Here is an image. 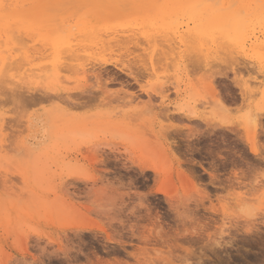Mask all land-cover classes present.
<instances>
[{
    "label": "rangeland",
    "instance_id": "1",
    "mask_svg": "<svg viewBox=\"0 0 264 264\" xmlns=\"http://www.w3.org/2000/svg\"><path fill=\"white\" fill-rule=\"evenodd\" d=\"M177 1L25 0L0 20L31 56L0 77V264H264V9L227 0L233 43L202 53L175 36ZM86 25L65 59L56 43ZM102 25L128 33L96 47Z\"/></svg>",
    "mask_w": 264,
    "mask_h": 264
},
{
    "label": "bare ground",
    "instance_id": "2",
    "mask_svg": "<svg viewBox=\"0 0 264 264\" xmlns=\"http://www.w3.org/2000/svg\"><path fill=\"white\" fill-rule=\"evenodd\" d=\"M44 1H48L47 3H49V0H42V1H40V0H38V1H34L33 0V3H35L36 2V4L37 5H41V4H44L43 2ZM51 1V0H50ZM171 1V3H172V6H174L173 7V9H175V7H178V1L176 2L177 3V5L175 6V3H173L172 2V0H170ZM184 1V0H183ZM231 1V0H230ZM260 1V3H259V5H258V8L259 9H264V0H259ZM46 3V2H45ZM232 3V2H231ZM26 4V2H25V0H0V20H2V19H4L6 16H9V12L10 11H13V10H15V8H23L24 7V5ZM36 4H34V6L36 5ZM170 4V3H169ZM181 4H184V6H186L187 5V7L185 8V13H183L182 12V7H183V5H182V7L180 8V10H181V13H183V14H185V16H189L190 18H191V20L190 21H188L189 19L187 18V21H188V23H187V25H186V27H187V30L186 29H184V30H186V32H183V33H180V35L178 36V34L177 35H175V36H177V37H180V38H183L184 40H185V42H187L188 40H189V42H194V41H196V42H199L200 43V49L202 50L201 52L202 53H204L205 52V50L206 51H208V52H210L211 51V47H210V44H212V45H214V44H216V42H217V40H220V39H224L225 41H227L228 43H233V40H232V38H233V35H235V33H234V30L236 29V24H237V22H238V19L236 20V16H235V9H234V7L232 6V5H229L228 4V2H227V0H195V2L193 3V2H191V0H189V2L187 3V4H185V2L183 3V2H181L180 1V4L179 5H181ZM171 5V4H170ZM32 8V7H31ZM170 9H171V6H170ZM36 10V9H35ZM176 10V9H175ZM174 10V11H175ZM16 11V10H15ZM168 12V11H167ZM25 13V12H24ZM181 13H180V17H181ZM172 19V18H171ZM183 19H184V17H183ZM186 20V19H185ZM10 21V20H9ZM85 21V20H84ZM190 22V23H189ZM81 23V22H80ZM82 23L84 24V22L82 21ZM172 23H173V20H172ZM3 24V23H2ZM82 24V25H83ZM156 24V23H155ZM174 24V23H173ZM177 24H178V26L179 25H182V24H179L178 22H177ZM191 24H193V26H190ZM11 25V26H10ZM8 24V23H6V24H3V25H1L2 27H1V35H0V43L1 42H3L2 40V37L4 38L5 36L7 37V39H6V37L4 38L5 40H6V42H8V43H5L6 45H4V44H2V46H4V47H6V46H8V47H12L13 46V44L14 43H16V42H18V43H16L17 44V47H16V45L15 46H13L12 48H10V49H7L8 51L6 52L5 50V53L6 54H2V50L0 51V77H6V76H8L9 74L8 73H10L12 70H14V68L15 69H19V68H21V67H23V65H24V61H26V62H28L29 61V64H30V58H31V56L30 57H28L27 56V53L29 52H26V51H22L23 49H28L29 47H25L24 48V46H22V44H21V38H23V36H22V34H23V32L22 31H20V33H21V38H20V36H17V34H16V32H13L12 33V30L11 29H14V28H12V24ZM19 26H20V24H18ZM82 25H81V27H82ZM153 25V27H157V26H155L154 24H152ZM14 26V25H13ZM102 26H104V25H102ZM102 26H101V28H102ZM151 26V25H150ZM172 25H171V22H168V18H164L163 19V24H162V26H160L161 27V32L163 31L164 32V34L167 36V38L170 36L169 35V33H170V31H171V29H174V28H172L171 27ZM177 26V25H176ZM183 26V25H182ZM114 27V29H115V31L117 32V33H119V32H121V30L123 29H125L124 27H121L120 26V30H116L117 28H115V26H113ZM118 27H119V25H118ZM152 27V28H153ZM175 27V26H174ZM34 28V27H33ZM90 28V26H88L87 27V25L86 26H83V28L81 29V30H79V31H77V34H73V33H71V31H68V32H65V34L64 35H62L61 37H60V39H59V42H57L56 44H57V47H55V50H58V49H60V53L61 54H64V53H66V56H68V57H66V56H64L65 57V59H67V58H69V59H71L70 57H74L75 55H76V53H78L77 51L79 50L80 52L81 51H83V49L81 48L82 47V45H79V42L77 43L78 45L77 46H75V45H73V41H74V39H75V41L77 42V41H79V40H76L77 38H81V37H83L84 35H86V36H91V35H94V32L95 31H93L92 29L90 30L89 29ZM104 28L105 29H103V31L100 29L98 32L99 33H97V35L98 34H100L101 35V37L98 35V37H100V40H102L103 42H101V41H97V42H94V44H97V46L96 47H98V44H99V42L100 43H108V38L110 37V35L112 34L113 35V33L111 32V30L113 31V29H109V27H108V30H107V27H106V25L104 26ZM122 28V29H121ZM127 28V27H126ZM138 28V27H137ZM185 28V27H184ZM135 29V28H134ZM178 28L176 27V29H174L173 31L174 32H176L175 30H177ZM106 30H107V33H106ZM127 29H125V33L124 34H127L128 33V30L126 31ZM139 29H137L136 31H134V32H137ZM146 30V29H145ZM153 30L156 32V28L154 29H152V31H150L149 30V32H153ZM179 30V29H178ZM183 30V31H184ZM101 31V32H100ZM140 32L142 31V29L141 30H139ZM181 31V30H180ZM104 32H105V34H104ZM108 32H109V34H108ZM111 32V33H110ZM114 32V31H113ZM116 32H114V35H115V38L116 39H113L114 38V36H112L111 35V39L112 40H110L109 39V42L110 43H112L114 40H115V42L117 41V39H118V37H116ZM127 32V33H126ZM140 32H137V33H140ZM178 32V31H177ZM3 33V34H2ZM14 34V35H12V36H9V34ZM102 33V34H101ZM123 33V32H122ZM121 33V34H122ZM145 33V32H144ZM146 33L148 34V32H147V30H146ZM104 34V38L102 37V35ZM108 35V37H107V35ZM120 34V35H121ZM153 34H154V32H153ZM157 34V33H156ZM162 34V33H161ZM160 34V35H161ZM142 35H144V34H142ZM141 35V36H142ZM146 35V34H145ZM169 35V36H168ZM26 36V35H25ZM33 37H34V35H32ZM136 36H138V35H136ZM152 36V35H151ZM17 37V38H16ZM91 37H94V36H91ZM164 37V36H163ZM25 38V37H24ZM89 38V37H88ZM107 38V39H106ZM146 38V37H145ZM153 38V37H152ZM152 38H149L148 36H147V40H149V41H147L148 43H150V41L152 40ZM156 38V39H155ZM160 37H154L153 39L154 40H152L151 41V43L150 44H152V46H154V43H157V45H158V39H159ZM180 38L179 39H177V41H179V43L181 42L180 41ZM12 39V40H14V41H11V43L9 42L10 40ZM20 41H19V40ZM26 39V38H25ZM32 39V38H31ZM93 39H96V35H95V37L93 38ZM161 39V38H160ZM163 39H166V37L165 38H162L161 40H163ZM4 40V41H5ZM106 40V41H105ZM118 40H120V39H118ZM170 40V39H169ZM183 40V41H184ZM28 41H29V39H28ZM28 41H27V43H28ZM156 41V42H155ZM165 41H167V42H169L170 43V41H168V40H165ZM12 42H13V44H12ZM48 42H50V41H48ZM56 42V41H55ZM115 42H113V43H115ZM118 42V41H117ZM152 42H154V43H152ZM4 43V42H3ZM23 44H24V42H22ZM81 43V42H80ZM82 43H84V42H82ZM81 43V44H82ZM110 43H108V45L110 44ZM112 43V44H113ZM119 43V42H118ZM0 44V45H1ZM9 44H11L10 46H9ZM20 44V45H19ZM49 44H51V43H49ZM183 44V43H182ZM181 43H180V45H182ZM85 45H87V44H85ZM104 45V44H103ZM180 45H178V46H180ZM184 45V44H183ZM22 47V49H21V47ZM78 46H81V47H79V49L77 50V48H78ZM91 46V45H90ZM93 46H95V45H93ZM107 46V45H106ZM110 46V45H109ZM207 46H209V48L207 47ZM4 47H3V49H4ZM15 47V48H14ZM52 47V46H51ZM77 47V48H76ZM87 47V46H86ZM156 47H158V46H156ZM183 47H185V46H183ZM183 47H181V48H183ZM14 48V49H13ZM17 48V49H16ZM20 48V49H19ZM212 48H213V46H212ZM12 49H13V52H15V54L13 55V52H12ZM15 50V51H14ZM16 50L18 51V53L20 54L19 56H17V58L19 57V59H17L16 58V54H17V52H16ZM20 50V51H19ZM30 50V49H29ZM204 50V51H203ZM187 51V50H186ZM215 51V50H214ZM213 51V52H214ZM30 53H32V52H30ZM218 53V52H217ZM216 52L214 53L215 55L217 54ZM60 54V55H61ZM75 54V55H74ZM79 54V53H78ZM78 54H77V56H78ZM18 55V54H17ZM213 55V54H212ZM217 55H220V51H219V54H217ZM62 58H63V55L61 56ZM79 57V56H78ZM204 57H205V59L206 60H208L209 59V56H208V54H206V55H204ZM213 57V56H212ZM218 57V56H217ZM20 58H22L21 60H24V61H20ZM62 58H60L59 57V59H61V60H63ZM215 58V57H214ZM72 59H74V58H72ZM17 60H18V62L20 61V63L21 64H19V63H17L18 65H16V62H17ZM60 60H57L56 62H55V64H53V71H52V74H56V72H57V68H58V62H59ZM63 61H61L60 63H62ZM28 64V63H27ZM32 64V63H31ZM239 65V64H238ZM15 66H17V67H15ZM21 66V67H20ZM24 66H27V65H24ZM29 66V65H28ZM28 66H27V68H28ZM60 66V65H59ZM246 66V65H245ZM19 67V68H18ZM31 67V65L29 66V68ZM239 67H241V65L239 66ZM238 66L235 68V69H239V70H237V71H240V68H239ZM242 67H244V66H242ZM60 68V67H59ZM22 69V68H21ZM242 70V69H241ZM28 72H32V69H30V71H29V69L27 70ZM27 71H26V73L25 74H27ZM60 71V70H59ZM238 73V72H237ZM237 73H235V75L237 74ZM5 75V76H4ZM28 77H30V75L28 76ZM35 77V76H34ZM31 78H32V76H31ZM36 78V77H35ZM35 97H36V95H34ZM40 96V95H39ZM38 96V97H39ZM43 96V95H42ZM39 97V98H43L44 100H45V98L47 99L48 97L46 96L45 97V95L43 96V97ZM38 98V99H39ZM32 99V98H31ZM35 99V98H34ZM30 99H25V101H28L29 103H30V101H29ZM32 101V100H31ZM34 101V100H33ZM38 102V100H37V98L35 99V102ZM40 101V100H39ZM32 103V102H31ZM259 121H257V120H252V121H250V125L253 127V130H255V132L253 133V135H254V138L252 137V138H250V141L251 140H253L252 141V143L253 144H251V150H252V153L254 154V155H256L257 157L260 155L261 156V154L259 153V150L257 149V144L259 143H257V139H258V136L256 135L257 133H259L258 135H260V132H262V129H263V125H262V123H261V121H260V123H258ZM30 129H32V126L30 127ZM260 130V132H258ZM34 132V131H33ZM257 132V133H256ZM38 133V132H37ZM264 132H262L261 133V135L263 134ZM44 135H43V137L47 134H45V132L43 133ZM48 134H51L52 135V133H50V131L48 132ZM48 134H47V136H48ZM49 136V137H51V139H53L52 137H54V139L55 140H57V136L55 137V136ZM257 136V137H256ZM41 137V136H40ZM43 137H42V139H43ZM46 137V136H45ZM39 138V137H38ZM48 138V137H47ZM41 139V140H42ZM44 139H46V138H44ZM43 139V140H44ZM53 139V140H54ZM38 140V139H37ZM46 140H48V139H46ZM54 140V141H55ZM52 141V140H51ZM51 141H48V142H51ZM256 141V142H255ZM255 143H256V145H255ZM42 145H44V144H42ZM261 174H262V176L264 177V173L263 172H261ZM260 174V175H261ZM261 176V177H262ZM260 177V176H259ZM259 177H257V178H259ZM256 178V179H257ZM255 179V180H256ZM259 180H261V178L259 179ZM258 180V181H259ZM257 181V180H256ZM259 183H260V181H259ZM258 184V183H257ZM262 184V183H261ZM264 185V184H263ZM28 187L29 188H31L32 190H34V186L32 185V184H29L28 185ZM258 187V186H257ZM261 187H264V186H261ZM28 188V189H29ZM242 188V187H241ZM261 193H263V192H261ZM261 195V194H260ZM258 199V198H257ZM256 201V200H255ZM249 201H247L246 200V202H245V200L244 201H240V206L239 207H241L242 208V206L244 207V206H246V205H248L249 203H251V202H249ZM253 202V201H252ZM255 203V202H254ZM258 203V202H257ZM250 205V204H249ZM252 205H255V204H252ZM252 205L249 207V212H248V214L249 213H252V209H255V208H252ZM264 205V204H263ZM255 207V206H254ZM250 208H251V210H250ZM236 211V210H235ZM247 211V210H246ZM255 211V210H254ZM229 212V211H228ZM234 212V211H233ZM237 212V211H236ZM246 214V213H245ZM46 214H44V216H45ZM241 215V214H240ZM247 215V214H246ZM58 216H60V214L58 215ZM243 216V215H242ZM245 216V215H244ZM243 216V217H244ZM30 217V216H29ZM38 217V220H40V219H42L41 217H43V216H37ZM55 217H57V215L55 216L54 215V217H53V215L51 214V217L50 218H52L51 219V222H52V220H53V222L54 221H56L57 219H59V217L58 218H56V220H54L55 219ZM65 217H67V216H65ZM27 218H28V216H27ZM45 218H48L49 219V221H50V218L49 217H44L43 219H45ZM18 220L17 221H22V222H24L25 220H19V218H17ZM21 219V218H20ZM30 219H31V217H30ZM30 219H28L29 221H30ZM34 219H35V216H34ZM48 219H46V220H48ZM67 218H64L63 219V217H62V220H66ZM8 219H6V221H7ZM45 220V221H46ZM69 220V219H68ZM58 221H60V220H58ZM48 222V221H47ZM50 223V222H49ZM96 230V229H95ZM97 231H99L100 233H104L105 235H106V237L108 238L109 237V235L107 236V234H108V231H107V229L105 228V227H101V226H98V228H97ZM157 235H159V231H157ZM109 239V238H108ZM61 249V248H60ZM62 253H63V251L62 250H60ZM27 252V251H26ZM64 254V253H63ZM87 256V255H86ZM90 260V259H89ZM100 260L101 259H99L98 258V263L96 262V264H100V263H102V262H100ZM117 260V259H116ZM108 261V260H107ZM118 261V260H117ZM90 262H92V261H90ZM95 263V262H94ZM93 263V264H94ZM106 263V262H105ZM115 263V262H114ZM107 264H112V263H110V262H107ZM115 264H117V263H115Z\"/></svg>",
    "mask_w": 264,
    "mask_h": 264
},
{
    "label": "snow or ice",
    "instance_id": "3",
    "mask_svg": "<svg viewBox=\"0 0 264 264\" xmlns=\"http://www.w3.org/2000/svg\"><path fill=\"white\" fill-rule=\"evenodd\" d=\"M262 65H264V62H262Z\"/></svg>",
    "mask_w": 264,
    "mask_h": 264
}]
</instances>
